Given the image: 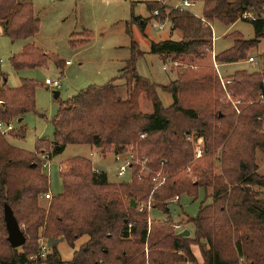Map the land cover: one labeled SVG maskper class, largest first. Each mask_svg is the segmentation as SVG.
I'll return each mask as SVG.
<instances>
[{"label": "trees", "instance_id": "1", "mask_svg": "<svg viewBox=\"0 0 264 264\" xmlns=\"http://www.w3.org/2000/svg\"><path fill=\"white\" fill-rule=\"evenodd\" d=\"M263 7L264 0H203L202 15L197 17L187 10L148 3L150 14L157 10L158 20L166 18L171 31L181 36L179 41L152 42L150 53L177 63L202 59L212 47V22L229 27L244 21L253 26L254 39L244 40L234 33L231 48L215 55L214 62L245 61L264 38ZM245 13L257 19H243ZM131 22L143 31L146 19ZM0 27L11 41L27 40L38 34L40 21L32 4L0 0ZM136 47L131 42L130 58L118 77L132 87L125 100L116 92L118 78L77 92L59 105L51 121L52 141L39 139L32 153L11 146L0 134V264H64L56 245L44 261L34 258L39 236L63 238L71 248L87 238L66 264H197L194 245L199 247L202 264H264V176L256 164V151L264 155V103L247 104L264 97V74L236 71L222 88L212 68H183L176 80L160 86L173 99L164 108L155 91L159 85L136 72L142 56ZM50 57L27 44L9 61L20 71L44 67ZM55 65L63 67L62 62ZM35 89V83L26 79L15 89L2 84L0 122L22 121L25 114L35 112ZM225 90L240 99L237 107L224 100ZM140 94L152 106L149 115L139 110ZM191 132L194 139L203 140L204 155L198 159L188 140ZM24 133L21 127L13 136L23 138ZM69 145L96 147L103 156L131 154L148 159L150 173L140 177L138 167L132 166L128 183L110 184L105 173L92 171L89 159L71 157L60 171L62 193L43 209L39 198L48 192V177L36 155L50 152L53 157ZM157 173L167 179L153 190L151 177ZM199 189L211 204H201L197 215L189 218L193 238L180 236L173 224L148 223V213L138 210L139 204L148 202L154 211L166 214L169 200L179 195L195 200ZM4 205L22 226L26 243L20 249L7 242Z\"/></svg>", "mask_w": 264, "mask_h": 264}, {"label": "rangeland", "instance_id": "2", "mask_svg": "<svg viewBox=\"0 0 264 264\" xmlns=\"http://www.w3.org/2000/svg\"><path fill=\"white\" fill-rule=\"evenodd\" d=\"M18 1L32 2L35 15L40 19L39 33L28 39L27 42L36 43V46L44 54L51 56L44 67L22 69L20 73L15 71L9 60L11 57L19 55L22 52L20 45L23 42L21 40L11 41L2 34L0 27V74L3 75V78L0 79V85L5 80L8 88H18L21 83L19 81L20 78L32 80L36 85L34 92L35 112L25 114L20 122H18L17 118L10 121L9 124L12 130L4 136L11 146L27 152H35V144L39 139L52 141L53 127L51 121L56 115L61 103L69 100L77 92L88 86H104L121 75L125 67V62L130 58L131 42L142 53V56L135 64L136 72L140 77L147 79L152 84L159 85L155 91L164 108L169 107L173 99L160 86H167L176 80L178 73L182 72L183 68H212L220 86L222 84L219 76L223 81L226 79L231 80V75L236 71L244 70L248 73L256 72L258 74H264V38L259 41L254 49L249 51L245 61L239 62L238 64H227L223 67L216 64L218 68L217 70L215 69V55L231 48L234 42V33H239L244 40L254 39L255 33L253 26L249 22L244 21H238L231 27L224 26L218 21L212 22V47L209 48L211 50L206 51V55L202 59L188 58L178 63V66L171 67L169 66L171 62H175L172 59L168 58L162 61L157 55L151 54L150 48L152 42L158 43L168 39L179 41L181 36L177 31L172 32L168 23L163 30L153 28L152 25L155 23V20L151 17L147 9L148 3H158L160 5L163 4L167 8H175L181 7L183 0ZM193 2L195 6L190 9V12L197 17H201L203 0ZM262 13H264V7L262 8ZM138 17L142 20L146 19L143 31L137 24H131L132 19ZM128 31L130 34H128ZM249 57L254 59V63L251 64L248 62ZM56 62H62V69L56 67ZM65 62H69L70 65L66 66ZM163 64L168 65L169 69L163 70ZM229 74L231 75L229 76ZM46 79L59 80L60 89L48 88L44 84ZM114 85L117 86L116 92L118 96L125 100L128 96V91L132 87L126 85L125 78L116 79ZM224 87L222 86V88ZM53 92L59 93L57 99H54ZM224 94V100L232 105L233 103L227 98V94H230L232 100H240L239 98H235L228 90H225ZM256 102L260 103L258 96L254 100L247 102V104L251 105ZM137 103L142 114L149 115L152 113V106L144 94L138 96ZM233 106L237 107L238 105ZM236 113H239L238 109ZM21 127L25 131L24 137H14L13 134L15 135ZM261 129L264 134V121L261 123ZM196 139L203 145L201 138ZM38 155L39 153L36 155L37 158ZM193 155L195 159H198L194 153ZM75 156L89 159L91 161L92 171H105L110 184L119 185L128 183L131 180V175L130 177L125 176L123 178L117 177V164L114 155L109 154L103 156L101 150L96 147L69 145L61 153L53 157L51 156L52 161L49 169L42 170V173L48 177L49 188L47 193L53 195H50L51 199L62 193V180L59 167L63 171L65 169L63 162ZM126 156L124 155L123 159ZM256 164L258 166V173L264 176V155L259 150L256 151ZM215 167L218 168V165L215 164ZM138 169V176L140 177H147L150 173L148 169L141 170L140 167ZM186 173H189L191 179L194 180L189 170ZM43 196L39 198V205L43 209H47L51 203V199H44ZM179 196L177 201L174 200L175 197L168 201L166 214L157 210L154 211L148 202L146 204H139V207L142 208V211L144 210L148 213V223L163 222L173 224L175 225V232L181 233L187 230L191 233L190 238H193L194 227L188 223V220L197 215L201 204L204 206L210 205L211 199L207 197V193L203 189L198 190V195L195 200L186 195ZM124 201L127 202L126 199ZM176 226L180 227L175 229ZM39 237L37 242L38 247L40 245H46L47 239L41 236ZM86 239V237H82L79 241L77 240L74 248H71L66 242H61L59 245H56L64 264L72 259L73 252L77 251ZM192 249L195 257L198 259L199 252L194 247H191ZM49 251L50 249H48V253ZM48 253H45V257ZM44 258L40 260L44 261ZM197 264L199 263L197 262Z\"/></svg>", "mask_w": 264, "mask_h": 264}, {"label": "built area", "instance_id": "3", "mask_svg": "<svg viewBox=\"0 0 264 264\" xmlns=\"http://www.w3.org/2000/svg\"><path fill=\"white\" fill-rule=\"evenodd\" d=\"M161 6H164L163 4H161ZM195 6V3L192 1H188V0H183L182 1V6L181 7H176V8H180L183 10H187L190 11L191 8H193ZM151 17L155 20V23H153L152 27L156 28L157 30H163L166 27V24L168 23L167 19L165 18L163 21L158 20L159 18V13L157 10H155ZM243 18L246 20H251V21H255L257 19V17L255 15H253L252 13H245L243 15ZM1 62V61H0ZM249 63H254L253 58H249L248 59ZM65 65L68 66L70 65L69 62H65ZM215 65V69L217 70V65L216 63H214ZM171 67H176L178 66L177 62H171V65H169ZM163 70H168V65L163 64L162 66ZM219 76V75H218ZM220 82L222 84V86H226L228 84L231 83V80L226 79V80H222V78L219 76ZM44 84L50 88V89H60V83L59 80H50V79H46L44 81ZM227 98L233 103V105H239L240 104V100H232L230 94H227ZM259 101L264 103V97L260 96L259 97ZM12 130V127L9 123L5 124L0 122V134L5 136L8 132H10ZM188 140L193 143V149H194V154L196 155L197 158H200L204 155V150L202 145L200 144L199 141H197V139H194V137L190 136L188 137ZM115 157V162L117 164V169H116V175L119 178H123L125 176H129L130 177V172H131V168L132 166H136V167H140L141 170H147V164L148 161L147 159H139V158H135L133 157L131 154L127 155L126 157H124L122 155H114ZM38 159L39 162L41 164V169H49L50 165H51V161H52V157L51 154L49 152H42L38 155ZM47 169V170H48ZM62 168L59 167V171H61ZM94 172L98 173L101 172L99 170H94ZM167 177L163 174L157 173L152 175L151 177V182L154 185L153 190H155L157 187L161 186L163 183H165ZM44 199H51L50 194H45L43 196ZM175 201L178 200V197L174 198ZM138 210L141 212L142 208H138ZM179 227L176 226L175 229H178ZM45 253H48V248L46 245H40L39 249H38V254L37 256H35L34 258H44L45 257Z\"/></svg>", "mask_w": 264, "mask_h": 264}, {"label": "water", "instance_id": "4", "mask_svg": "<svg viewBox=\"0 0 264 264\" xmlns=\"http://www.w3.org/2000/svg\"><path fill=\"white\" fill-rule=\"evenodd\" d=\"M54 99L59 97L58 92H53ZM19 120L18 122H20ZM57 148V147H56ZM130 206L132 208H136L137 205L134 201L130 202ZM3 218L5 223V228L7 231V242L9 243L12 249H18L25 245L26 238L21 230V226L18 224L17 220L15 219L12 210L9 206L4 205L3 209ZM189 231L185 230L180 233L182 237H189ZM63 240V238L53 239L49 238L46 241V246L48 249H51L53 246L57 245Z\"/></svg>", "mask_w": 264, "mask_h": 264}, {"label": "crops", "instance_id": "5", "mask_svg": "<svg viewBox=\"0 0 264 264\" xmlns=\"http://www.w3.org/2000/svg\"><path fill=\"white\" fill-rule=\"evenodd\" d=\"M28 3H30V4H32V6L34 7V5H33V3L32 2H28ZM164 3V2H163ZM176 8V7H175ZM138 18H140V17H138ZM39 21H40V19H38ZM229 27H231V26H229ZM1 31H2V29H1ZM39 33V32H38ZM37 35V34H36ZM30 39V38H29ZM28 40V39H27ZM27 40H21L23 43L20 45V49L22 50V48L25 46V45H27V44H33L34 46H36V43H34V42H31V43H28L27 42ZM155 43V42H154ZM38 49H40L38 46H36ZM20 50V51H21ZM249 58H252V57H249ZM248 58V59H249ZM254 60V59H253ZM1 63V62H0ZM236 64H238V63H236ZM220 67H223V66H226L227 64H223V65H220V64H218ZM218 68V67H217ZM19 73H20V71H18ZM235 73V72H234ZM231 74H229V76H230ZM24 77H26V76H24ZM3 78V75L2 74H0V79H2ZM22 79H24V78H20L19 79V81H21ZM1 83V82H0ZM2 84H5V80H4V82L2 83ZM1 84V85H2ZM1 85H0V87H1ZM19 121V120H18ZM113 155V154H112ZM99 171H101V170H99ZM101 172H103V173H105L106 174V177H107V173L105 172V171H101ZM49 193H50V191H49ZM50 195L51 196H53L51 193H50ZM180 200V199H179ZM180 227V226H179ZM190 233V232H189ZM191 236V233H190V235H189V237ZM79 241V240H78ZM61 242H64V240H62ZM60 242V243H61ZM60 243H58V245L60 244ZM192 247H194V248H196V250L199 252V257H198V259L195 257V255H194V253H193V249H192V253H193V255H194V257L196 258V261L199 263V264H202V258H201V254H200V250H199V247L197 246V245H194V246H192Z\"/></svg>", "mask_w": 264, "mask_h": 264}]
</instances>
